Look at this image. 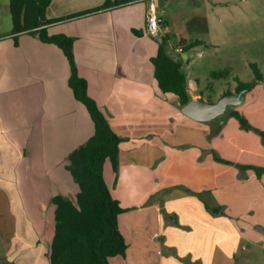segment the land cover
I'll list each match as a JSON object with an SVG mask.
<instances>
[{
    "label": "crops",
    "instance_id": "obj_1",
    "mask_svg": "<svg viewBox=\"0 0 264 264\" xmlns=\"http://www.w3.org/2000/svg\"><path fill=\"white\" fill-rule=\"evenodd\" d=\"M106 1L51 0L45 17L67 18ZM150 3L128 0L47 30L74 39L87 93L122 139L118 173L110 162L103 173L113 198L128 210L118 217L127 249L109 264L118 258H125V264H215L218 216L206 210L199 195L241 184L215 185L210 139L226 120L196 119L173 94L160 89L151 59L161 41L146 33ZM8 4L10 10V0ZM153 4L158 11L155 0ZM158 15L160 28L169 35L168 18ZM184 63L191 101L210 104L193 91L201 84L185 72ZM70 74L63 50L43 42L38 33L0 34V191L11 198L10 209L1 216L13 218L3 264H49L43 251L54 235L50 200L72 187L78 191L68 157L93 136L95 127L69 86ZM254 78L246 82L239 77L251 84ZM236 97L238 106L245 92ZM222 252L230 264V248Z\"/></svg>",
    "mask_w": 264,
    "mask_h": 264
},
{
    "label": "trees",
    "instance_id": "obj_2",
    "mask_svg": "<svg viewBox=\"0 0 264 264\" xmlns=\"http://www.w3.org/2000/svg\"><path fill=\"white\" fill-rule=\"evenodd\" d=\"M127 1L108 0L96 9L48 20L45 12L51 0H10L12 34H36L38 20L42 19L44 27L39 38L63 50L71 69L69 86L75 98L86 107L95 127L93 136L68 157L70 164L67 168L78 191L74 195L58 193L50 200L55 211L54 235L47 251L49 264H109L111 258L126 254L127 243L118 229V217L128 210L113 198L103 173L108 159L114 173H118L122 139L113 132L103 112L87 93V81L79 75L75 61L74 39L63 34L49 35L47 27ZM169 38L168 34L164 35L157 56L151 59L155 78L163 92L173 94L182 105H186L191 99L186 74L182 70L183 61L169 54ZM200 44H203L200 40L180 41L183 52ZM249 65L256 83L235 78L236 92L244 91V100L230 111L223 126L210 139L217 188L264 177V75L257 63ZM229 75L230 71L224 69L214 71L212 78H227ZM199 196L211 214H218L223 209L222 206H211L203 193Z\"/></svg>",
    "mask_w": 264,
    "mask_h": 264
},
{
    "label": "rangeland",
    "instance_id": "obj_3",
    "mask_svg": "<svg viewBox=\"0 0 264 264\" xmlns=\"http://www.w3.org/2000/svg\"><path fill=\"white\" fill-rule=\"evenodd\" d=\"M0 1V34H5L12 32L14 25L9 0ZM155 4L157 12L168 18L170 24L169 54L185 62V72L201 84L198 90L192 86L193 91L202 94L208 103L236 97L235 78L248 82L255 77L250 63H257L264 75V0H155ZM165 34L161 29V37ZM181 40H200L203 44L183 52L179 45ZM224 69L230 71L229 77L212 78L214 71ZM235 107L234 103L227 105L225 112L213 121H225ZM215 124L217 129L218 123ZM245 182L219 192L204 193L211 206L223 208L218 214H212L218 216L219 222L215 264L228 263V259L222 257L224 247L230 248V264H264V232L258 230H264V178ZM68 186L70 188L69 182ZM75 193L72 187L68 194ZM10 200L0 191V223L3 221L5 225L0 227V264L6 260L4 242L12 233V216H1L10 209ZM47 251L45 247V260H48ZM123 259L118 258L112 264H125Z\"/></svg>",
    "mask_w": 264,
    "mask_h": 264
},
{
    "label": "water",
    "instance_id": "obj_4",
    "mask_svg": "<svg viewBox=\"0 0 264 264\" xmlns=\"http://www.w3.org/2000/svg\"><path fill=\"white\" fill-rule=\"evenodd\" d=\"M38 25L39 28L37 33L40 34L41 29L44 27L41 18H39L38 20ZM233 99H235V101ZM237 102L238 99H236L235 97H224L218 103L215 104H207L204 101L195 99L185 105V111L188 115L196 119L209 120L225 112L227 105L232 103L236 104ZM259 231L264 232L263 228H259Z\"/></svg>",
    "mask_w": 264,
    "mask_h": 264
},
{
    "label": "built area",
    "instance_id": "obj_5",
    "mask_svg": "<svg viewBox=\"0 0 264 264\" xmlns=\"http://www.w3.org/2000/svg\"><path fill=\"white\" fill-rule=\"evenodd\" d=\"M159 15L155 5L153 4V0H151L149 9L147 11V19H146V33L155 40H162L161 37V28L159 24Z\"/></svg>",
    "mask_w": 264,
    "mask_h": 264
}]
</instances>
